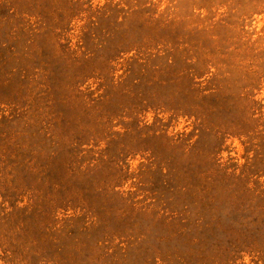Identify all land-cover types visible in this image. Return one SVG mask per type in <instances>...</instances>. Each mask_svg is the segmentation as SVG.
Here are the masks:
<instances>
[{"label":"rangeland","instance_id":"rangeland-1","mask_svg":"<svg viewBox=\"0 0 264 264\" xmlns=\"http://www.w3.org/2000/svg\"><path fill=\"white\" fill-rule=\"evenodd\" d=\"M0 264H264V0H0Z\"/></svg>","mask_w":264,"mask_h":264}]
</instances>
